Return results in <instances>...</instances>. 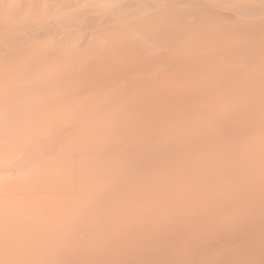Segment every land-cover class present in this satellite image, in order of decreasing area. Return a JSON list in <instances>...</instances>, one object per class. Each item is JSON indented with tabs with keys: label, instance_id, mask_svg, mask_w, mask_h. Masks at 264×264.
<instances>
[{
	"label": "bare ground",
	"instance_id": "bare-ground-1",
	"mask_svg": "<svg viewBox=\"0 0 264 264\" xmlns=\"http://www.w3.org/2000/svg\"><path fill=\"white\" fill-rule=\"evenodd\" d=\"M171 9H161L171 22L186 19ZM208 12L220 20L216 28L203 34L202 43L188 41L186 47L196 54L186 48L180 65L164 73L173 75L171 81L154 83L148 95L120 88L95 99H54L58 108L33 112L38 116L26 118L31 127L19 137L13 134L15 117L2 120L11 127L2 125L0 131V163L17 166L14 182L21 188L6 183L11 168L0 171V255L15 240L38 252L43 238L62 244L85 233L89 223L104 227L99 216L107 215L110 206L143 203L150 187L160 191L168 184L206 208L229 206L226 199L235 184L238 190H252L244 179L264 181V18L240 22L248 10L228 14L217 4ZM175 24L166 33L188 28ZM34 102L9 106L36 107L39 101ZM20 150L35 151L32 165L29 157L14 163ZM183 206L190 212L197 205ZM109 221L125 231L127 224ZM55 226L65 232L56 236ZM36 251L25 264L57 262L51 250L43 251L51 257Z\"/></svg>",
	"mask_w": 264,
	"mask_h": 264
},
{
	"label": "rangeland",
	"instance_id": "rangeland-1",
	"mask_svg": "<svg viewBox=\"0 0 264 264\" xmlns=\"http://www.w3.org/2000/svg\"><path fill=\"white\" fill-rule=\"evenodd\" d=\"M213 4L228 14L248 10L240 22L264 18V0H0V131L15 117L13 134L19 137L31 127L26 118L38 116L33 112L58 108L54 99H95L120 88L148 95L154 83L171 81L173 75L164 73L180 65L186 48L196 54L186 47L188 41L202 43L203 34L216 28L220 20L208 12ZM164 7L186 19L171 22L161 11ZM201 11L208 13L193 17ZM175 23L188 28L178 35L166 33ZM36 98V107L9 106L25 99L35 103ZM3 119L9 122L1 123ZM21 142L18 138V149ZM34 154L20 150L14 163L29 157L32 165ZM6 169L11 170L6 183L17 186V166L0 163V171ZM244 180L252 190H238L235 184L226 199L229 206L206 208L178 190L172 192L168 184L160 191L150 187L143 203L110 206L107 215L99 216L106 221L104 227L89 223L85 233L74 232L69 242L43 238L39 253L22 241L9 242L0 264H25L35 251L51 257L43 254L46 249L57 257L54 264H264V181ZM187 203L196 204V209L187 212ZM110 218L127 224L125 231L116 221L108 223ZM217 220L230 225L222 227ZM54 230L56 236L65 232L57 226Z\"/></svg>",
	"mask_w": 264,
	"mask_h": 264
}]
</instances>
